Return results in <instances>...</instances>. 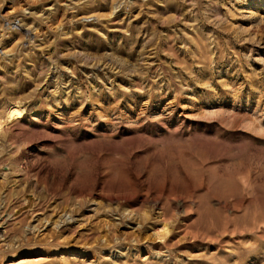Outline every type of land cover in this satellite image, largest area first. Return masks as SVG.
Instances as JSON below:
<instances>
[{"label":"rangeland","instance_id":"1","mask_svg":"<svg viewBox=\"0 0 264 264\" xmlns=\"http://www.w3.org/2000/svg\"><path fill=\"white\" fill-rule=\"evenodd\" d=\"M0 264H264V0H0Z\"/></svg>","mask_w":264,"mask_h":264},{"label":"bare ground","instance_id":"2","mask_svg":"<svg viewBox=\"0 0 264 264\" xmlns=\"http://www.w3.org/2000/svg\"><path fill=\"white\" fill-rule=\"evenodd\" d=\"M18 110H16V109H13V111H11V114H10V116H13V115H15V114H18ZM20 113V112H19ZM61 224V223H60Z\"/></svg>","mask_w":264,"mask_h":264}]
</instances>
